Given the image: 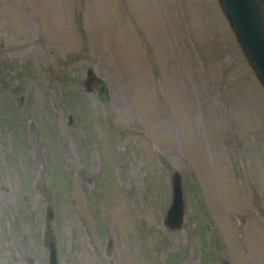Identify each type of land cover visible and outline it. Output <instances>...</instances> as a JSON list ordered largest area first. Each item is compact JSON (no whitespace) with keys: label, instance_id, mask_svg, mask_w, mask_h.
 <instances>
[{"label":"rangeland","instance_id":"1","mask_svg":"<svg viewBox=\"0 0 264 264\" xmlns=\"http://www.w3.org/2000/svg\"><path fill=\"white\" fill-rule=\"evenodd\" d=\"M1 41L0 264H48L49 202L61 264H264V88L217 0H0Z\"/></svg>","mask_w":264,"mask_h":264},{"label":"water","instance_id":"2","mask_svg":"<svg viewBox=\"0 0 264 264\" xmlns=\"http://www.w3.org/2000/svg\"><path fill=\"white\" fill-rule=\"evenodd\" d=\"M225 15L234 37L255 76L264 88V0H217ZM0 42V48L5 45ZM102 102H108V87L103 78L88 69L83 81L86 90H91V81ZM68 122L70 120L68 119ZM171 200L162 218L169 229L179 228L183 224L186 202L182 174L173 169L170 175ZM56 210L51 202L44 209L45 228L43 244L47 248L48 264H61L58 256V237L52 227Z\"/></svg>","mask_w":264,"mask_h":264},{"label":"trees","instance_id":"3","mask_svg":"<svg viewBox=\"0 0 264 264\" xmlns=\"http://www.w3.org/2000/svg\"><path fill=\"white\" fill-rule=\"evenodd\" d=\"M68 94V98H69V100L71 99V95H70V93H67Z\"/></svg>","mask_w":264,"mask_h":264}]
</instances>
